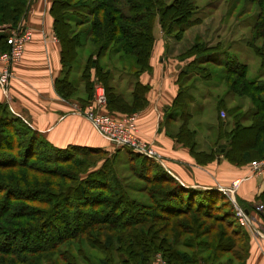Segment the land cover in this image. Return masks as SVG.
Returning <instances> with one entry per match:
<instances>
[{
	"label": "trees",
	"instance_id": "16d2710c",
	"mask_svg": "<svg viewBox=\"0 0 264 264\" xmlns=\"http://www.w3.org/2000/svg\"><path fill=\"white\" fill-rule=\"evenodd\" d=\"M30 1L0 0V26L20 22ZM258 2L253 40H247V45L258 55L264 70V0ZM196 8L193 0H52L50 13L62 47L57 91L71 98L79 92L78 84L83 83L85 96H76L83 107L92 98L94 85L100 83L105 88L106 108L110 112L130 114L142 110L147 105L148 85L139 76L151 70L155 20L164 35L181 38L188 27L199 23V18L192 19ZM1 33L0 52H5L10 46L7 34ZM257 39H262L260 45L254 42ZM213 48L194 43L186 52L187 57H194L181 69L178 81L196 70L198 63L211 58L202 53ZM82 50L88 56L80 67ZM107 54L109 61L103 65L100 59ZM116 55L120 65L112 60ZM247 72V64L232 57L220 73L227 92L246 96L252 104L247 113L239 111L237 105L227 109L234 117L230 131L224 129L225 120L218 122L214 146L224 143L223 157L236 166L264 153V80L249 79ZM210 76L211 72L202 75ZM182 87L180 83L172 105V112L181 120L175 137L189 148L198 163L213 161L218 153L213 149L200 150L196 130L188 127L192 113ZM217 107L218 111L225 109L223 97ZM247 116L250 123L243 124ZM129 151L126 161H138L139 165L136 170L130 166L131 172L145 183L159 185L139 190L150 203L128 193V185L123 184L116 168L117 150L112 154L102 147L55 146L15 115L8 104L0 102V171L13 169L20 174L10 180L0 175V193L5 192L0 196V264L23 263L18 255L27 252L48 253L53 263L58 255L66 264H77L76 255L81 254L84 242L109 251V256L98 259L99 264H151L157 253L170 264L246 263L249 234L238 222L234 205L229 212L231 219L215 211L227 203L226 193L186 187L154 159ZM72 153H89L96 161L85 173L69 174L59 164L69 162ZM78 164L83 166L84 162ZM48 177L46 184H39ZM165 184L172 186L167 188ZM257 200L264 204V190ZM238 205L242 208L239 202ZM226 208L229 211L228 205ZM73 244L78 246L76 254ZM64 246L67 249L62 251Z\"/></svg>",
	"mask_w": 264,
	"mask_h": 264
},
{
	"label": "crops",
	"instance_id": "0c3cea01",
	"mask_svg": "<svg viewBox=\"0 0 264 264\" xmlns=\"http://www.w3.org/2000/svg\"><path fill=\"white\" fill-rule=\"evenodd\" d=\"M31 2L33 4L24 17V25L32 28L33 37L13 65L14 74L7 89L0 85V102L8 104L15 115L41 132L55 146L79 145L107 150L110 146L108 141L81 113L82 104L76 96H85L83 83L78 84L79 92L71 98H65L57 91L56 79L62 73V47L52 32V0ZM154 53L150 59L151 70L139 76V80L151 88L146 93L148 104L134 113L138 135L155 148L159 158L154 160L186 187L224 192L232 187L234 180H238L234 196L246 214L255 215L256 199L264 190V175H253L249 163L231 164L223 157V151L216 150L220 144L211 148L218 153L216 159L200 164L189 148L176 139L177 126L181 123L176 112H172V105L179 92L178 75L184 64L182 61L177 64L176 60L166 58L162 52L154 58ZM191 109L193 112L194 109ZM218 118L225 120L219 111ZM263 212L256 214L262 227ZM243 227L249 231L246 226ZM245 264H264V239L260 235H249V253Z\"/></svg>",
	"mask_w": 264,
	"mask_h": 264
},
{
	"label": "rangeland",
	"instance_id": "374dc122",
	"mask_svg": "<svg viewBox=\"0 0 264 264\" xmlns=\"http://www.w3.org/2000/svg\"><path fill=\"white\" fill-rule=\"evenodd\" d=\"M197 5L195 12L192 15V19L199 18V23L194 24L188 27L184 32L181 38H174L172 36H166L163 34L158 20L156 19L153 25V35L154 42L150 55V59L152 54L154 53V58H157V55L162 52L166 58H172L176 63L182 61V68H186V64L194 57H187L186 52L194 45V43L200 42L206 44L207 46H214L215 48L204 51L202 54L206 57L215 58L213 60L211 58L206 61H202L198 63L199 66L196 70L189 71L185 76L182 77L181 82L178 84H182V88L184 91V95L186 99V103L189 107V110L192 113V117L188 122L189 128H194L196 130L195 140L197 141V147H200L201 150L210 151V149L214 146L217 141L219 130H218V107L217 103L219 98L223 97L225 99V121L226 124L224 129L226 131H230L234 125V117L233 115H229L227 113V109L234 108V106L239 107V111L247 113L252 104L251 100L246 96H238L231 92L226 91V87L220 79L221 68L228 58L235 57L241 62H244L248 66V78L249 79H262L264 80V70L260 67V58L254 50L247 45V40L252 39L253 31L252 26L255 22L256 16L259 11V2L258 0H193ZM33 4L31 1L28 4V11ZM28 13V12H27ZM21 26V28H27V25H24V18L18 22L17 24L13 23H5L0 26V33L7 34V39L14 29ZM30 29V28H29ZM32 29V28H31ZM30 29V32H31ZM53 34L57 41H60L57 33L53 27ZM33 33L31 32V36L28 40L33 37ZM256 44L260 45L262 43V39H257L254 41ZM155 50V51H154ZM80 57L78 58V64L81 65L85 62L88 52L85 50L80 51ZM116 55L112 60L116 61ZM107 56H104L100 59L101 64L106 65L108 60ZM119 58V57H118ZM150 62V60H149ZM116 64L120 65L119 63ZM123 64V63H122ZM196 65V66H197ZM201 66V67H200ZM204 67L206 70L201 71L200 69ZM207 72H211L210 77L203 78L202 75H206ZM79 78V72L77 74ZM148 85V90H150L151 86ZM95 86V85H94ZM103 86V85H102ZM125 86V80L121 83V89L124 91L123 87ZM104 88V86H103ZM105 90V88H104ZM94 91V88H93ZM146 92V93H147ZM106 93V91H105ZM184 98V97H183ZM148 104V102H147ZM191 107L194 109L192 112ZM144 109V108H143ZM103 112L110 114L114 117H123L128 116V113L122 112H110L107 110L106 105L103 108ZM130 113V114H134ZM220 115V111H219ZM181 123V120L179 121ZM243 124H249L250 119L247 116L243 121ZM179 126V125H178ZM177 126V128H178ZM19 139V138H18ZM155 149V148H154ZM109 153L113 154V151H118V161L116 162V168L119 172L120 178H122V182L124 185H128V193L133 198L144 202L150 203L148 196L144 192H140L139 190H143V188H158V184L154 183H145L143 180H140L131 172V167L134 166L135 170L138 168L137 162H127L126 158L130 155V151L127 147L115 148L109 146L107 149ZM133 153V152H132ZM135 153V152H134ZM11 154V152L9 153ZM73 154V155H72ZM70 155V160L67 163L59 164V166L65 170L69 171V174L84 172L87 167L92 165L93 162L96 161L93 155L91 154H82V153H72ZM264 153L255 159H260L263 157ZM98 156V155H97ZM103 154L101 155V159H103ZM96 158H99L96 157ZM253 159V160H255ZM83 160V161H81ZM100 160V159H99ZM100 160L99 162H102ZM252 161V160H251ZM78 162H84L83 166L79 165ZM39 166L46 165L45 162H36ZM57 165V163H54ZM92 170V168H90ZM14 172V174H13ZM148 172V171H147ZM2 173V174H1ZM85 173V172H84ZM82 174V177H85L86 174ZM0 175L6 178H17L20 176L18 172L13 169L2 170L0 171ZM50 179H41L39 184H46ZM18 182V180L16 181ZM46 182V183H45ZM73 184V183H72ZM232 185V184H231ZM167 188L171 187V184H165ZM5 192H1L0 196H4ZM234 196V195H233ZM108 197V193H105V197ZM229 198L226 200L225 206L222 205L219 210H215L223 215V217H229V214L233 211L232 205L236 210V206L238 202L235 196L232 198L228 195ZM2 198V197H0ZM79 202L78 199H75ZM2 201V200H1ZM257 204H264L261 200H257ZM82 204V203H81ZM229 206V211L226 207ZM88 210V209H87ZM262 211V212H263ZM230 212V213H229ZM256 217V225L255 227H261L260 220L257 218V215H252ZM231 219V217H229ZM254 221V220H253ZM239 222V221H238ZM252 222V220H251ZM249 235L255 234L253 232L252 226L246 225ZM254 227V226H253ZM254 227V228H255ZM73 253L78 250V246L76 244L72 245ZM66 246L62 247V251ZM67 249V247L65 248ZM109 251H105L104 249H100L97 247H91L87 242H84L82 245V251L80 255H76L77 264H99L98 259L101 257L109 256ZM44 255L41 253H24L18 255L23 263L17 264H66V261L59 259V256L56 255L55 258L58 257L57 261L53 263L51 261V256ZM158 254V253H157ZM160 254V253H159ZM169 263V262H168ZM170 264V263H169Z\"/></svg>",
	"mask_w": 264,
	"mask_h": 264
},
{
	"label": "built area",
	"instance_id": "2783aa9c",
	"mask_svg": "<svg viewBox=\"0 0 264 264\" xmlns=\"http://www.w3.org/2000/svg\"><path fill=\"white\" fill-rule=\"evenodd\" d=\"M30 36L31 32L28 28H21V26H19L13 30L7 39L10 46L9 49L5 52H0V85L5 89H7L13 77V65L21 58ZM106 100V93L102 84L96 83L92 98L85 106L80 108L82 115L111 146L127 147L137 154L155 160L158 159L159 155L152 144L146 142L138 135L136 115L129 114L128 116L114 117L107 114L103 112ZM220 116L221 118L225 117V112L223 110L220 111ZM249 165L253 175H264V155L260 159L250 161ZM237 185L238 180H234L232 182V187L223 191L233 198L234 189ZM262 211L263 205L256 204L254 207L255 215ZM235 213L240 225L252 226L253 232L264 239V226L260 228L255 227L257 226L255 222L256 217L246 214L239 206H236ZM262 221L264 223V219ZM151 264L169 263L158 253L154 256Z\"/></svg>",
	"mask_w": 264,
	"mask_h": 264
},
{
	"label": "water",
	"instance_id": "95a60500",
	"mask_svg": "<svg viewBox=\"0 0 264 264\" xmlns=\"http://www.w3.org/2000/svg\"><path fill=\"white\" fill-rule=\"evenodd\" d=\"M224 147H225V144L223 143V144H220L217 148H216V150L217 151H223L224 150Z\"/></svg>",
	"mask_w": 264,
	"mask_h": 264
}]
</instances>
